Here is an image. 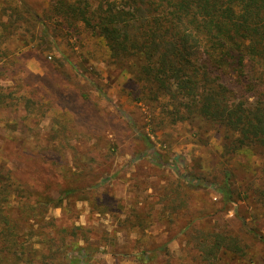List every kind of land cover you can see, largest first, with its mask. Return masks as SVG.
<instances>
[{
    "label": "rangeland",
    "instance_id": "374dc122",
    "mask_svg": "<svg viewBox=\"0 0 264 264\" xmlns=\"http://www.w3.org/2000/svg\"><path fill=\"white\" fill-rule=\"evenodd\" d=\"M28 1L47 26L30 47L33 33L11 39L12 62L0 70L13 90V107L0 109V175L10 171L23 245L88 244L81 264H246L231 253L207 260L208 237L222 233L264 264V206L252 198L264 186L262 154L229 152L206 118L173 123L172 108L143 100L129 64L109 60L92 33L48 21L50 0ZM28 98L43 116L26 109ZM225 171L235 190L227 203L211 185Z\"/></svg>",
    "mask_w": 264,
    "mask_h": 264
},
{
    "label": "trees",
    "instance_id": "16d2710c",
    "mask_svg": "<svg viewBox=\"0 0 264 264\" xmlns=\"http://www.w3.org/2000/svg\"><path fill=\"white\" fill-rule=\"evenodd\" d=\"M20 1L0 6V70L12 62L11 39L25 42L23 35L33 33L32 42L22 44L30 47L37 25L47 26L28 0ZM46 10L48 21L83 38L92 33L109 60L129 64L143 100L172 108L173 123L206 118L224 130L229 152L253 149L264 157V0H50ZM1 74L0 109L13 107V90L2 84ZM25 107L44 114L34 99L28 98ZM7 173L0 175V264L88 260V244L69 248L54 236L39 249L23 245V230L10 212L13 181ZM230 176L225 171L223 182L211 183L225 203L235 198ZM252 198L264 206V186ZM29 206L39 213L38 206ZM241 221L247 224L245 217ZM208 239L207 260L231 253L251 264V251L240 237L216 233Z\"/></svg>",
    "mask_w": 264,
    "mask_h": 264
}]
</instances>
